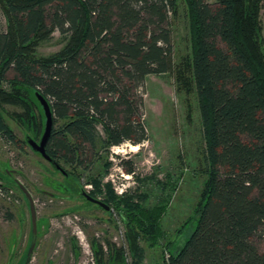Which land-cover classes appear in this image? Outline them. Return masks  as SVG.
<instances>
[{
	"label": "trees",
	"instance_id": "obj_1",
	"mask_svg": "<svg viewBox=\"0 0 264 264\" xmlns=\"http://www.w3.org/2000/svg\"><path fill=\"white\" fill-rule=\"evenodd\" d=\"M183 1L192 55L178 78L198 98L207 178L194 214L166 245V264H264L258 244L264 239V0ZM0 6L8 22L0 31V134L19 150L27 145L9 115L39 139L45 115L36 93L43 94L54 115L46 151L66 184L56 188L80 193V169H91L102 151L148 139L140 89L148 75L175 68L179 0H0ZM55 30L66 35L64 46L39 55L37 47ZM9 70L14 75L7 78ZM7 104L21 111L11 113ZM92 181L89 194L97 198L102 179ZM109 193L105 203L120 209L119 196ZM164 210L128 208L126 240L137 264L139 238L158 242ZM94 252L97 264H106L108 254L127 264L125 246L108 241V251L95 244Z\"/></svg>",
	"mask_w": 264,
	"mask_h": 264
},
{
	"label": "rangeland",
	"instance_id": "obj_2",
	"mask_svg": "<svg viewBox=\"0 0 264 264\" xmlns=\"http://www.w3.org/2000/svg\"><path fill=\"white\" fill-rule=\"evenodd\" d=\"M206 1L214 4L218 0ZM261 20L264 33V10ZM7 27L0 6V31ZM173 40L174 70L148 75L140 89L148 139L136 150L130 142L112 146L100 153L91 169H80L82 195L77 191H58L57 185H66L62 174L55 172L30 146L19 151L0 134V171L4 172L6 166L20 171L16 178L32 194L40 223L29 264H97L95 244L108 251V241L125 246L127 264H137L126 240V212L134 204L146 208L165 205L160 219L162 236L152 243L147 235H141L139 244L142 264H166L170 254L166 245L175 240L180 228L194 214L207 178L198 98L194 91L187 92L178 78V69L192 55L190 19L183 0H179V16L173 23ZM65 42L66 35L55 30L37 47V53L50 55ZM13 75L12 70L5 74L7 78ZM1 85L6 88L8 83L4 80ZM5 107L11 113L21 111L12 104ZM6 121L20 138L28 134L34 137L9 115ZM97 176L102 179V190L95 197L105 202L112 189L119 196L120 209L113 202L111 209L106 210L83 199V191L91 194L95 190L92 178ZM106 183H111V187ZM194 227L195 221L183 232V239L190 236ZM30 233L31 212L25 194L19 186H7L0 179V264H16L26 252ZM258 244L264 251V239ZM106 258V264H117L109 254Z\"/></svg>",
	"mask_w": 264,
	"mask_h": 264
},
{
	"label": "water",
	"instance_id": "obj_3",
	"mask_svg": "<svg viewBox=\"0 0 264 264\" xmlns=\"http://www.w3.org/2000/svg\"><path fill=\"white\" fill-rule=\"evenodd\" d=\"M36 95H37V98H38L40 104L42 105L43 112L45 115L44 131H43V134H42L39 142L36 141L35 139L31 138V137H28V141H29V144L31 145V147L33 148L34 151L41 153V155L43 157H45L46 159H48L50 161L51 158L47 154L46 145L50 139V136H51V133L53 130L54 115H53V111L51 109V105H50L49 101L47 100V98L43 94H41L40 92H37ZM57 166H58V168H61V166H59V165H57ZM15 182L21 188V190L25 194V197L27 198L28 204L30 206L32 221H33V240H32L31 246H30L29 251H28V256H27V261H29L33 255L34 250H35V247L37 244V238H38L37 212H36L35 202H34L33 196L30 193V191L28 190V188L18 178L16 179ZM83 195L90 202L96 203V204L104 207L106 210L111 209V206H109L107 203H105L104 201H102L100 199L92 197L88 192L83 191Z\"/></svg>",
	"mask_w": 264,
	"mask_h": 264
},
{
	"label": "flooded vegetation",
	"instance_id": "obj_4",
	"mask_svg": "<svg viewBox=\"0 0 264 264\" xmlns=\"http://www.w3.org/2000/svg\"><path fill=\"white\" fill-rule=\"evenodd\" d=\"M28 137H31L30 135H26V137L25 138H22V139H25L26 140V144L28 145V146H30L31 147V145L29 144V141H28ZM31 138H33V139H35L34 137H31ZM40 139H41V137L39 138V139H35L36 141H40ZM27 145H25V146H27ZM32 148V147H31ZM33 149V148H32ZM19 150V149H18ZM19 151H22V150H19ZM36 152V151H35ZM36 153H38V154H40L41 155V153H39V152H36ZM42 156V155H41ZM43 157V156H42ZM45 160H47L49 163H50V165L54 168V169H57V170H59V172H61V173H63L64 171L61 169V168H58V166L57 165H53L52 163H51V161H49L48 159H46L45 157H43ZM17 174H19L20 175V171L19 170H17V169H14V168H12V169H10V168H7V166L4 168V172H1L0 171V179H2V181H4L5 183H7V184H14V185H17L16 184V175ZM64 174V173H63ZM18 186V185H17ZM85 198V197H84ZM26 200H27V198H26ZM89 201V200H88ZM28 202V201H27ZM93 203V202H92ZM94 204H96V203H94ZM98 205V204H97ZM30 207V206H29ZM31 212V211H30ZM39 227H40V223L38 222V218H37V228H38V234H39ZM38 239V238H37ZM32 240H33V221H32V216H31V233H30V235H29V241H28V243L26 244V252H25V254L23 255H21L20 256V258L18 259V261L16 262V264H29L31 261H32V257H31V259L29 260V261H27V256H28V251H29V248H30V246H31V243H32ZM33 256V255H32Z\"/></svg>",
	"mask_w": 264,
	"mask_h": 264
},
{
	"label": "bare ground",
	"instance_id": "obj_5",
	"mask_svg": "<svg viewBox=\"0 0 264 264\" xmlns=\"http://www.w3.org/2000/svg\"><path fill=\"white\" fill-rule=\"evenodd\" d=\"M138 147V145H132L133 150H136Z\"/></svg>",
	"mask_w": 264,
	"mask_h": 264
}]
</instances>
